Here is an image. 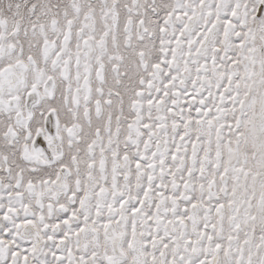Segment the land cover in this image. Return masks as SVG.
Instances as JSON below:
<instances>
[{
    "label": "snow or ice",
    "instance_id": "snow-or-ice-1",
    "mask_svg": "<svg viewBox=\"0 0 264 264\" xmlns=\"http://www.w3.org/2000/svg\"><path fill=\"white\" fill-rule=\"evenodd\" d=\"M0 264H264V0H0Z\"/></svg>",
    "mask_w": 264,
    "mask_h": 264
}]
</instances>
